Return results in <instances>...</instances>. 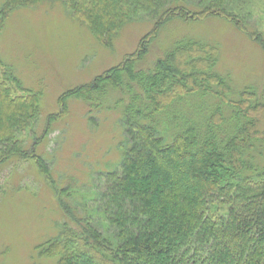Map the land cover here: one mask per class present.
<instances>
[{
    "label": "trees",
    "instance_id": "1",
    "mask_svg": "<svg viewBox=\"0 0 264 264\" xmlns=\"http://www.w3.org/2000/svg\"><path fill=\"white\" fill-rule=\"evenodd\" d=\"M41 1L5 0L0 30L14 8ZM61 1L105 42L140 17L153 28L92 85L59 97L63 114L69 98L89 110L115 111L123 136L119 160L95 172L91 194H73L75 182L74 190L58 189L44 158L35 157L59 190L66 219L58 236L36 247L39 254L56 264H264V89L234 93L229 77L216 70V47L194 35L179 37L149 67L141 65L155 33L173 20L219 18L264 49V33L250 29L249 8L239 0ZM5 81L0 168L32 155L21 137L39 116V94L16 97Z\"/></svg>",
    "mask_w": 264,
    "mask_h": 264
},
{
    "label": "rangeland",
    "instance_id": "2",
    "mask_svg": "<svg viewBox=\"0 0 264 264\" xmlns=\"http://www.w3.org/2000/svg\"><path fill=\"white\" fill-rule=\"evenodd\" d=\"M239 3L249 8L250 29L264 33V0ZM152 28L151 19L140 17L123 24L105 42L78 22L61 0L17 7L7 15L0 30V82L10 81L16 97L39 94V116L21 137L24 149L34 156L13 159L0 168V264H56L36 247L58 236L66 219L57 201L59 190L40 173L35 157L44 158L58 189L71 186L73 194H91L90 183L95 191L98 185L95 172L119 160L117 146L123 136L115 111L89 110L83 101L69 98L63 114L58 99L69 90L92 85L119 65ZM155 34L142 66L153 64L179 37L194 35L216 47V70L229 77L234 93L244 87L264 89V49L232 23L219 18L173 20ZM12 78L18 88L10 84ZM55 114L59 117L49 123ZM74 182L79 186L73 187Z\"/></svg>",
    "mask_w": 264,
    "mask_h": 264
}]
</instances>
